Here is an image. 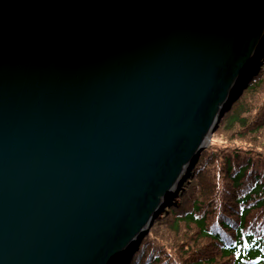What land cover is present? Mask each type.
<instances>
[{
  "label": "water",
  "instance_id": "95a60500",
  "mask_svg": "<svg viewBox=\"0 0 264 264\" xmlns=\"http://www.w3.org/2000/svg\"><path fill=\"white\" fill-rule=\"evenodd\" d=\"M264 66V0H0V264H127Z\"/></svg>",
  "mask_w": 264,
  "mask_h": 264
},
{
  "label": "trees",
  "instance_id": "16d2710c",
  "mask_svg": "<svg viewBox=\"0 0 264 264\" xmlns=\"http://www.w3.org/2000/svg\"><path fill=\"white\" fill-rule=\"evenodd\" d=\"M261 77L264 79V71L244 90L251 94L248 103L252 106L245 109L242 106L226 117L227 130L233 131L236 125L245 127L248 119L257 118L252 113L259 104V98L255 97L264 94ZM262 112L263 115L264 109ZM248 133L254 132L249 129ZM208 150L201 151V159L192 170L193 178L182 189L180 204L176 203L169 211L172 226L184 232L180 245L152 235L151 229L148 233L151 236L143 238L130 264H264V149L230 141L223 148L212 145ZM204 172H210L208 176L214 186L205 181L206 186L202 185L198 178ZM160 220H156L159 225ZM194 241L201 246L192 249ZM203 243L210 246L205 249Z\"/></svg>",
  "mask_w": 264,
  "mask_h": 264
},
{
  "label": "rangeland",
  "instance_id": "374dc122",
  "mask_svg": "<svg viewBox=\"0 0 264 264\" xmlns=\"http://www.w3.org/2000/svg\"><path fill=\"white\" fill-rule=\"evenodd\" d=\"M262 71H264V66L261 67L258 74ZM261 79H262V77H261ZM262 80H264V79H262ZM258 89L259 88H256V90H258ZM243 92H244V90H243ZM242 94H243L242 100H241V96H240L237 99L238 101L233 106L231 105L230 108L227 110V112L224 113L223 118L220 121L217 129L214 131V133L210 137V141H209L208 145L206 146L207 150L212 145L223 148L230 141L236 142V144L243 146V147H248V148L257 147L258 149H264V114L262 115V113H263L262 110L264 109V94L263 95L260 94V95L255 97L256 100H258V98H259V101H258L259 104L255 107V110H253L254 112L252 113V116L257 115V118H255L251 121H249V119H248L247 126L245 124V127L236 125L233 127V129H234L233 131L226 129V125H227L226 117L232 116L233 112L235 110H239L242 106H243L242 109H245V107L250 108L252 106L251 103H248L250 100V97H252L251 94L250 95L247 94V91H245ZM229 110H230V112H229ZM259 111H261V112H259ZM242 115L243 114H240V116H242ZM240 118H242V117H240ZM260 126H262V127L259 129H255L256 127H260ZM249 129H251V131H253L254 133H252V134L248 133ZM208 154H206V158H207ZM202 156H203L202 158L205 157V155H202ZM200 159H201V157L199 158V160ZM207 160L211 162V160H209V158H207ZM208 173H210V172L202 173L198 179L201 180L202 185L206 186V183H204V181H205V182H207L208 185L212 184L214 186V181L212 182V180H211L212 177L208 176ZM192 178L193 177L190 178V182H191ZM196 180H197V178L195 177V181ZM188 184H189V182H188ZM188 184L184 185V187H187ZM181 197H182V191L179 193V195L177 194V197L174 199V201L176 203H178V205L181 202V199H182ZM170 208L169 209L167 208L166 212L161 213L159 215L158 219H161L160 221L162 222V224L159 225L158 222L155 220L156 222L148 230L147 234L149 233V231L151 229H153L151 231L152 235L155 234L156 236L161 237L162 239H164L168 242H170V241L176 242L177 241L176 245H180L179 240L182 239L184 232L180 229V227L172 226L173 222H172V219L170 218V215H169L170 214L169 213ZM167 216H169L170 219H167L166 218ZM173 227L176 228L177 230H175ZM151 234H148L149 237L151 236ZM145 236L143 238H145ZM199 246H201V244L196 243L194 241L192 249H195L196 247H199ZM203 246L205 249H207L206 247H209L210 244H204L203 243ZM180 248H182V246H180ZM208 251H209V249L206 250L205 254H207Z\"/></svg>",
  "mask_w": 264,
  "mask_h": 264
},
{
  "label": "bare ground",
  "instance_id": "6f19581e",
  "mask_svg": "<svg viewBox=\"0 0 264 264\" xmlns=\"http://www.w3.org/2000/svg\"><path fill=\"white\" fill-rule=\"evenodd\" d=\"M163 212H164V211H163ZM163 212H162V213H163ZM159 214H161V213H159ZM149 229H150V228H149Z\"/></svg>",
  "mask_w": 264,
  "mask_h": 264
}]
</instances>
